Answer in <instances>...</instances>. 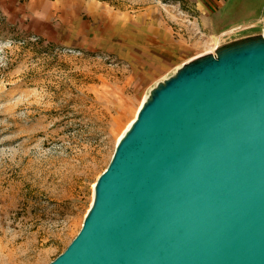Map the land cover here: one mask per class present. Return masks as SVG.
Wrapping results in <instances>:
<instances>
[{"label":"rangeland","instance_id":"374dc122","mask_svg":"<svg viewBox=\"0 0 264 264\" xmlns=\"http://www.w3.org/2000/svg\"><path fill=\"white\" fill-rule=\"evenodd\" d=\"M235 2L234 21L250 22L211 35L195 30L190 0H0V264L65 250L141 102L213 53V36L217 47L264 37V0ZM169 28L189 51L152 70V37L175 44Z\"/></svg>","mask_w":264,"mask_h":264},{"label":"water","instance_id":"95a60500","mask_svg":"<svg viewBox=\"0 0 264 264\" xmlns=\"http://www.w3.org/2000/svg\"><path fill=\"white\" fill-rule=\"evenodd\" d=\"M48 264H264V37L150 91Z\"/></svg>","mask_w":264,"mask_h":264},{"label":"crops","instance_id":"0c3cea01","mask_svg":"<svg viewBox=\"0 0 264 264\" xmlns=\"http://www.w3.org/2000/svg\"><path fill=\"white\" fill-rule=\"evenodd\" d=\"M195 4V7L198 9V16L194 17L197 20V26L195 27L197 31L200 32H208L211 35H217L233 31L236 27L246 25L250 21H240L235 22L234 17L235 13L238 11L239 5L235 2V0H190ZM245 13L243 18H247L248 20L253 18L251 15ZM170 37L169 42L174 41L175 44L160 46L155 38L152 37V70H156V65L159 64L161 68L169 66L174 62H178L182 59L183 55H186L189 51L188 46H190V42L185 37H179L174 40L172 29L169 31ZM197 33V32H195ZM152 34H155V29H152ZM204 34V33H202ZM154 38V39H153Z\"/></svg>","mask_w":264,"mask_h":264},{"label":"bare ground","instance_id":"6f19581e","mask_svg":"<svg viewBox=\"0 0 264 264\" xmlns=\"http://www.w3.org/2000/svg\"><path fill=\"white\" fill-rule=\"evenodd\" d=\"M230 31H231V30H230ZM213 40H214V42H215V44H216V47H215V48H217L218 37H217V36H213ZM211 52H212V51H211ZM211 52H209V53H211ZM202 55H204V54H198V55H195V56L189 58L188 60H186L185 63L190 62V61H192V60H194V59H196V58H198V57H200V56H202ZM185 63H184V64H185ZM149 95H150V94H149ZM149 95H148V97H149ZM148 97H147V98H148ZM147 98L144 99V100L141 102L139 108H138L137 111H136V114H135L134 118L130 121V123H129L127 129H126V132H127V130L130 128V126L133 124V122L136 120L137 115H138V112H139V110L141 109V107L143 106V104L146 102ZM124 135H125V134H123L122 136H120V138L118 139V143H119V141L123 138ZM95 184H96V183H94V186H93V187H95ZM89 209H90V208H89ZM89 209H88V211H89ZM88 211H87V212H88Z\"/></svg>","mask_w":264,"mask_h":264}]
</instances>
